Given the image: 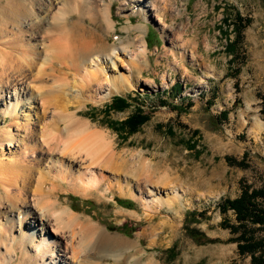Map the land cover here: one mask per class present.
<instances>
[{"label":"rangeland","instance_id":"obj_1","mask_svg":"<svg viewBox=\"0 0 264 264\" xmlns=\"http://www.w3.org/2000/svg\"><path fill=\"white\" fill-rule=\"evenodd\" d=\"M64 1L56 0L53 8ZM159 7L161 10H155L148 0H115L116 28L105 32L104 39L117 46L118 55L114 64L104 61V71L109 78L125 75L131 82L122 88L110 85L96 99L86 98L71 107L76 110L79 104V116L104 131L113 140L115 151L127 158L130 175L113 170L106 173L107 182H124L127 177L136 185L147 177L149 191L140 198L138 190L135 195L116 186L105 196L99 192L86 196L65 183L52 199L58 196L63 206L69 205L83 219L138 244L143 264L150 259L158 264H254L249 254L239 252L233 240L236 235L221 226L225 219L236 223V216L233 211L222 213L220 204L239 196L242 183L264 186V126H258L264 124V0H160ZM245 20L250 24L243 30L242 42L230 48L236 25ZM122 42L129 46L126 54L118 52ZM142 42L145 53L139 51ZM133 50L139 53L131 68ZM80 81L78 76L73 86ZM176 86L178 93L173 90ZM10 90L5 103L15 93L14 88ZM38 93L36 90L35 96L19 105L14 118L0 113V135L13 121L29 123L36 134L41 132L52 109L42 113ZM116 95L129 97L130 107L123 111L108 108L106 113ZM63 101L59 104L66 103ZM139 106L151 118L138 132L120 134L107 124L108 120L124 121ZM18 149V143L12 147L7 142L0 144L1 162L8 163ZM228 157L243 159L246 166L233 164ZM73 196L80 198L81 211L72 208ZM88 201L92 203L87 205ZM17 211L18 206L7 209L13 216ZM35 219L28 222L38 232L42 223L39 217ZM187 225L211 241L194 240ZM259 234L264 236V230ZM29 250L27 255L34 256L37 248L30 246ZM11 253V261L3 264H27L23 252ZM111 253L102 254L105 264H117L127 254L129 263L138 255L133 250ZM60 254L62 264L70 263V253Z\"/></svg>","mask_w":264,"mask_h":264},{"label":"bare ground","instance_id":"obj_2","mask_svg":"<svg viewBox=\"0 0 264 264\" xmlns=\"http://www.w3.org/2000/svg\"><path fill=\"white\" fill-rule=\"evenodd\" d=\"M55 1L0 0V113L14 118L19 105L35 96L36 90L42 113L46 115L52 109L49 121L42 116L41 132L36 134L29 123L13 121L0 135L2 146L5 142L9 147L18 143L19 148L8 163L0 160V264L9 262L11 252L17 256L20 251L27 264H62V252L65 256L70 253L68 264H105L102 254L132 250L138 255L129 263L127 253L116 263L143 264L138 244L83 219L69 205L63 206L58 196L52 199L65 183L86 196L95 192L105 196L118 186L135 195L138 190L143 198L150 181L147 177L136 185L127 181V158L115 151L113 140L110 142L104 131L79 116V104L71 111L75 102L96 99L110 85L122 88L131 82L125 75L109 78L104 71V61L114 64L118 55L117 46H110L104 39L105 32L116 28L112 13L115 0H65L53 8ZM148 1L155 10H161L160 0ZM121 44L118 52L126 54L129 46ZM139 51L146 52L143 42ZM138 53L133 50L131 54V68ZM78 76L81 81L73 86ZM9 88L15 90L10 96L14 100L5 103V95L11 93ZM63 99L66 103L60 105ZM113 170L127 175L124 182H107L106 173ZM17 206L15 216L7 212ZM37 217L42 223L38 232L32 230L35 224L28 222ZM30 246H36V256L27 255ZM144 264L158 263L150 259Z\"/></svg>","mask_w":264,"mask_h":264},{"label":"trees","instance_id":"obj_3","mask_svg":"<svg viewBox=\"0 0 264 264\" xmlns=\"http://www.w3.org/2000/svg\"><path fill=\"white\" fill-rule=\"evenodd\" d=\"M240 14H237V20L242 21ZM246 23L236 25L237 33L236 38L231 41L230 48H233L236 44H240L243 40V30L250 24L249 20H245ZM151 33V31H150ZM173 90L177 93L180 91L179 86H176ZM129 97H123L116 95L112 98V102L105 108V112L110 110L123 111L130 107ZM162 103L166 105V101L162 100ZM170 105V104H169ZM190 105L189 103L187 106ZM176 109H180L179 106L173 105ZM151 118L150 113H146L142 107H137L136 111L132 113L124 121H112L108 120L107 124L116 132L126 135H131L140 130L142 125L147 123ZM229 162L246 166L245 160H237L228 157ZM72 208L76 211H81L79 205L80 198L72 197ZM86 202V201H85ZM92 203L88 201V204ZM121 205H126V202L119 200ZM220 210L226 214L228 211H233L236 216V223L230 222L225 219L221 222V226L231 230L236 236L233 238L237 242L238 250L241 254H249L252 257L254 264H264V236L259 234L260 230H264V186L254 188L251 185L242 183L240 195L236 198H226L220 204ZM194 213V212H192ZM126 225L122 228L126 229ZM187 232L194 240L197 241H211L207 236L199 231L197 228L186 226Z\"/></svg>","mask_w":264,"mask_h":264}]
</instances>
